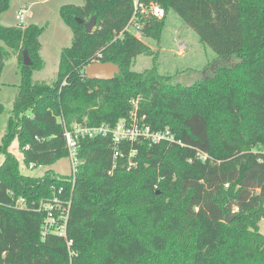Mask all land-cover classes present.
<instances>
[{
	"label": "trees",
	"instance_id": "obj_1",
	"mask_svg": "<svg viewBox=\"0 0 264 264\" xmlns=\"http://www.w3.org/2000/svg\"><path fill=\"white\" fill-rule=\"evenodd\" d=\"M153 1L167 16L175 12L219 59L239 62L193 86L155 70L137 72L135 60L150 49L127 30L133 0H85L62 8L74 41L48 85L33 81L45 67L44 28L0 22V85L10 59L21 70L0 144V264H264L257 227L264 218V0ZM9 7L10 0H0V17ZM94 16L88 34L77 19ZM167 16L142 33L159 39ZM25 50L31 66L23 63ZM99 54L121 67L114 80L87 78ZM134 112L154 131L169 127L176 142L141 137L122 144L116 157L111 135L82 138L75 177L54 170L27 176L10 151L17 139L27 165L52 166L69 157L66 128L114 129L130 124ZM57 197L71 201L70 248L64 238L43 236L40 202ZM21 198L26 207L18 205Z\"/></svg>",
	"mask_w": 264,
	"mask_h": 264
},
{
	"label": "rangeland",
	"instance_id": "obj_2",
	"mask_svg": "<svg viewBox=\"0 0 264 264\" xmlns=\"http://www.w3.org/2000/svg\"><path fill=\"white\" fill-rule=\"evenodd\" d=\"M84 4L85 0H10L9 9L0 17L2 25L17 26L19 23L17 15L25 8L27 13L23 22L24 27L44 28L40 41L41 57L45 67L42 71L34 72V82L52 85L57 80L62 51L71 47L74 41L72 29L61 16L62 8L66 5L82 7ZM139 38L149 46L150 52L135 60L133 70L137 72L155 70L160 76L184 86H193L202 80L211 79L217 75L220 67H232L240 60L237 56L228 61L219 59L209 46L200 41L195 30L175 12H170L167 16L159 39L148 38L143 33ZM20 83V64L17 58H12L5 64L1 76L0 105L3 106V110L0 113V144L7 131ZM133 105V110L136 111L139 107L138 98L133 101ZM10 151L17 157L21 172L27 176H43L48 170H54L62 176H70L73 173L69 157L57 161L52 166L32 167V164L25 163L17 139L12 142ZM3 161L4 156L0 154V164ZM43 201L45 200L41 202ZM236 213L237 210L229 212L228 218L232 221ZM257 227L264 235V218L257 221Z\"/></svg>",
	"mask_w": 264,
	"mask_h": 264
},
{
	"label": "built area",
	"instance_id": "obj_3",
	"mask_svg": "<svg viewBox=\"0 0 264 264\" xmlns=\"http://www.w3.org/2000/svg\"><path fill=\"white\" fill-rule=\"evenodd\" d=\"M134 14L127 27L128 31L134 33L136 37L143 32L149 21L163 20L167 14L165 9L155 3L153 0H133ZM27 10L22 8L17 15L18 25L24 26L25 14ZM102 55L99 54L94 58L91 64L101 62ZM133 119L131 123L127 124L124 121H120L114 129H110L106 125L99 127H89L87 125L75 124L70 129L65 130L66 145L69 152V158L71 159L73 166L72 176H76L81 165L82 159L79 156L80 141L82 138H95L97 136H112L113 145L115 148V156H120L119 147L124 143H134L138 139L146 138L153 143L161 142H176L175 135L171 129L167 127L163 130L154 131L150 126L145 123H140L137 119L136 112L133 113ZM181 144V142H178ZM32 167L35 165L32 164ZM63 189L59 192L61 193ZM20 207H26V201L20 199L18 201ZM71 201H64L61 198H54L51 200H45L40 202L39 211L44 212L45 219L43 222V236L54 234L60 238L67 240L69 248L72 246V242L68 240V221L70 215Z\"/></svg>",
	"mask_w": 264,
	"mask_h": 264
},
{
	"label": "water",
	"instance_id": "obj_4",
	"mask_svg": "<svg viewBox=\"0 0 264 264\" xmlns=\"http://www.w3.org/2000/svg\"><path fill=\"white\" fill-rule=\"evenodd\" d=\"M80 24H85L86 32L91 34L96 27L97 18L94 16L89 22L85 23L81 19H77ZM24 60L23 63L25 66H31L32 60L28 51H24L23 54ZM121 74V67L115 63H94L90 64L86 68V76L89 80L92 81H112L116 78L117 75ZM227 223L231 222L230 218L226 219ZM39 263V260H36V264Z\"/></svg>",
	"mask_w": 264,
	"mask_h": 264
}]
</instances>
